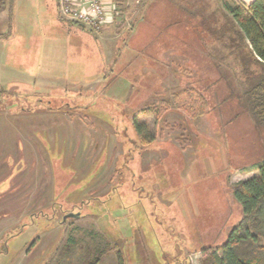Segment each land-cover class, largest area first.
I'll return each mask as SVG.
<instances>
[{
  "label": "rangeland",
  "instance_id": "1",
  "mask_svg": "<svg viewBox=\"0 0 264 264\" xmlns=\"http://www.w3.org/2000/svg\"><path fill=\"white\" fill-rule=\"evenodd\" d=\"M108 1L97 30L59 0L0 14V264H211L242 218L264 127L219 77L221 0Z\"/></svg>",
  "mask_w": 264,
  "mask_h": 264
},
{
  "label": "trees",
  "instance_id": "2",
  "mask_svg": "<svg viewBox=\"0 0 264 264\" xmlns=\"http://www.w3.org/2000/svg\"><path fill=\"white\" fill-rule=\"evenodd\" d=\"M231 1L221 0L226 21L218 26L224 32L218 39L223 40V47L212 46L211 50L218 54L219 77L232 84L234 80L239 85L238 102L258 125L264 127V0ZM13 3L14 0H0V14L5 10L11 13ZM198 11L203 13L202 9ZM203 15L209 19L207 14ZM208 28H211L212 35L218 32L216 28ZM201 104L199 107L205 110V101L204 105ZM134 124L141 142L153 141L154 136L145 123L135 120ZM256 170V175L232 186L233 196L242 205L243 215L230 230L220 251L212 254L211 264H264V160L256 165ZM117 257L119 264H123L120 252Z\"/></svg>",
  "mask_w": 264,
  "mask_h": 264
},
{
  "label": "built area",
  "instance_id": "3",
  "mask_svg": "<svg viewBox=\"0 0 264 264\" xmlns=\"http://www.w3.org/2000/svg\"><path fill=\"white\" fill-rule=\"evenodd\" d=\"M108 4V0H59L60 13L65 19L95 30L115 18Z\"/></svg>",
  "mask_w": 264,
  "mask_h": 264
},
{
  "label": "crops",
  "instance_id": "4",
  "mask_svg": "<svg viewBox=\"0 0 264 264\" xmlns=\"http://www.w3.org/2000/svg\"><path fill=\"white\" fill-rule=\"evenodd\" d=\"M241 1H243V2H245V3H250V2H252L253 0H241ZM231 3H235V0H232ZM67 34H68V32H67ZM75 36H76V35H75ZM77 37H79V34H78ZM68 45H69V44H68ZM70 46H73V45H70ZM72 48H73V47H72ZM73 51H78V49L76 50V48H74ZM74 55H75V54H74ZM68 57H69V56H66L65 58H62V59H65V60L57 59V60H61L59 63H58V62H57V63H58L59 65H62V66H64V67L66 68L67 65H65V64H66L65 62H66V59L68 60ZM74 57H75L76 59H78V60L81 59L80 56H79V57L74 56ZM49 60H50V62H53L54 58L52 57V58L49 59ZM57 60H56V61H57ZM39 61H40V59H39ZM38 64L40 65V63H38ZM39 65H38V66H39ZM42 66L44 67V65L41 64V67H42ZM52 67H53V66H52ZM63 74H65V73L63 72ZM49 255H50V254H49ZM49 255H48L47 257H45V260H46V261H45V262H46L45 264L48 263V260L51 259V257H53V256L55 255V253H54L52 256L50 255V257H49ZM69 255H71V254H63V255H59V257H60V258L62 257V259H68V260H69L70 258H67ZM30 257H31V255H30V253H29L28 251L21 252V253L19 254V257H18V259H17L18 262H17L16 264H23V261L29 259ZM99 263H100V261L97 260V257H96L95 264H99Z\"/></svg>",
  "mask_w": 264,
  "mask_h": 264
}]
</instances>
